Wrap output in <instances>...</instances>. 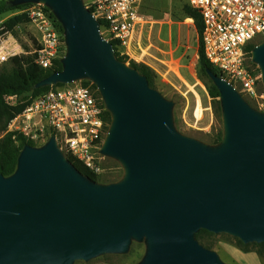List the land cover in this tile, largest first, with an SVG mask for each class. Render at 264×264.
<instances>
[{
	"label": "water",
	"instance_id": "95a60500",
	"mask_svg": "<svg viewBox=\"0 0 264 264\" xmlns=\"http://www.w3.org/2000/svg\"><path fill=\"white\" fill-rule=\"evenodd\" d=\"M14 2L42 4L61 24V70L34 87L91 81L110 115L100 154L117 160L123 177L91 180L54 137L24 147L14 173L0 174V264H73L125 253L132 240L146 244L137 264H225L198 242L201 229L264 243V112L207 69L219 91L221 140L183 135L173 103L116 57L82 0ZM250 58L264 88V40Z\"/></svg>",
	"mask_w": 264,
	"mask_h": 264
},
{
	"label": "built area",
	"instance_id": "2783aa9c",
	"mask_svg": "<svg viewBox=\"0 0 264 264\" xmlns=\"http://www.w3.org/2000/svg\"><path fill=\"white\" fill-rule=\"evenodd\" d=\"M187 3L202 18L205 58L238 92L248 98L263 99L260 75L248 66L246 48L255 37L264 39V0H187ZM140 6L141 0H87L86 8L92 9L93 16L102 21V28L117 40L122 56L143 64L142 57L137 58L133 51L140 49V36L148 23L140 14ZM25 13L37 32L32 49L34 62L49 69L65 54L63 31H59L51 11L42 4L30 5ZM7 43L0 38V65L14 53ZM96 92L90 85L50 88L13 118L6 131L15 129L32 141L48 131L60 148L63 146L87 169L99 174L100 147L107 130L102 119L105 108ZM14 97L7 96L5 100L12 104Z\"/></svg>",
	"mask_w": 264,
	"mask_h": 264
},
{
	"label": "rangeland",
	"instance_id": "374dc122",
	"mask_svg": "<svg viewBox=\"0 0 264 264\" xmlns=\"http://www.w3.org/2000/svg\"><path fill=\"white\" fill-rule=\"evenodd\" d=\"M82 1L86 6L87 0ZM33 4H21L23 6L0 15V38L7 40V48L12 49L14 52L10 58L33 55L32 49L37 32L30 21L17 25L12 32H1L2 24L14 15L25 13L27 8ZM186 4V0H171L170 4L169 0H141L140 14L150 24L141 38V50L137 48V52L140 53L137 58L142 57L152 66L149 69L154 75L153 88L165 99L173 103L172 115L176 130L183 135L210 144L209 140L217 130L222 133L221 111L220 113L216 111V102L208 93V81L199 71V40L194 28L193 18L183 13V7ZM99 31L101 36L107 41L114 40L110 33L105 31L101 25ZM8 35L12 38H9ZM263 40L258 36L255 37L252 43L255 46ZM117 50L119 52L121 50L118 45ZM10 58L2 63L0 67H8ZM247 59L249 67L253 70L258 69L252 63L250 57H247ZM129 61L127 58L125 64L129 65ZM258 73L260 75V72ZM85 80H77L68 84V86L83 85ZM89 82L91 83V81ZM63 86L65 85L63 84ZM54 87L55 85L51 86V88ZM259 90L263 91L264 97L263 86ZM240 94L254 110L260 113L264 112V98L254 99L248 98L242 93ZM31 99L33 97L30 94L25 96V100ZM17 100L19 99L15 96L11 101L12 104H15ZM102 119L104 128L107 130L109 124H106L103 114ZM8 132L16 131L14 129V131ZM6 133V130L0 132V138ZM50 137V133L45 131L43 136L35 141L26 139L32 146H40ZM61 150L64 153L66 152L63 146ZM99 165L102 170L98 174L99 180L97 183L109 184L123 177V168L117 160L101 156ZM198 242L204 247L209 246L210 250L215 251L225 264H237L226 255L221 245V243L236 245L233 237L224 233L211 236L204 235L199 238ZM145 250L146 244L144 240H132L129 249L125 253H104L87 261L76 260L73 264H137L144 256Z\"/></svg>",
	"mask_w": 264,
	"mask_h": 264
},
{
	"label": "trees",
	"instance_id": "16d2710c",
	"mask_svg": "<svg viewBox=\"0 0 264 264\" xmlns=\"http://www.w3.org/2000/svg\"><path fill=\"white\" fill-rule=\"evenodd\" d=\"M15 0H0V15L12 10L14 8H19L23 5L15 4ZM92 11L91 8H89ZM183 13L193 18L194 28L198 35L199 47H198V65L200 73L206 77L208 81V93L209 96L216 102V111L220 113V99L219 91L212 81L207 76L206 70L209 69L214 74L219 75V71L205 58L203 52V46L201 41V34L203 31V22L199 12L189 5L183 7ZM53 18L56 27L59 31H63L61 24L56 20L52 12L50 13ZM26 13H20L8 18L2 24L1 32H12L14 28L22 23L29 22ZM99 24L102 26V21L99 20ZM110 43L113 46L116 57L123 62H126L127 57L120 55V52L117 50L118 42L117 40H110ZM254 47L253 43L247 45V56L250 57L252 48ZM9 66L0 67V132L5 131L9 122L19 115L27 105L38 95L48 91L51 86L35 88L34 85L41 79L45 78L54 71L61 70L60 59H57L53 62V66L49 69H43L34 62V55L29 56H15L10 58ZM252 64V63H251ZM129 66L135 68L147 79V82L150 87L154 86V75L153 72L149 69L148 66L134 62L133 60L129 61ZM252 66L255 67L254 64ZM257 73L258 69L255 70ZM220 76V75H219ZM84 86L90 85L91 88L96 90V87L91 84L88 80L83 82ZM63 86V84H57L55 87ZM30 94L33 99L25 100V96ZM98 95V93L96 92ZM7 96H17L19 100L15 104H9L6 102L5 98ZM104 108V105H103ZM103 118L106 121V124L110 123V115L104 109ZM222 133L220 130H217L214 136L209 140L210 144H216L221 140ZM32 145L22 134L18 132H7L2 138H0V174L7 177L14 173L18 156L21 150L28 146ZM43 145V144H42ZM41 146V145H40ZM66 158L85 176L89 177L91 180L98 182V174L87 169L79 160H77L72 154L65 152ZM213 235L206 230H199L195 237L197 240L201 236ZM236 246L243 252H255L263 261H264V243H248L243 244L237 238H234ZM210 249L209 246H205Z\"/></svg>",
	"mask_w": 264,
	"mask_h": 264
},
{
	"label": "crops",
	"instance_id": "0c3cea01",
	"mask_svg": "<svg viewBox=\"0 0 264 264\" xmlns=\"http://www.w3.org/2000/svg\"><path fill=\"white\" fill-rule=\"evenodd\" d=\"M170 2H171V0H169V4H170ZM186 2H187V0H186ZM187 5H188V3H187ZM149 24H150V22H148L147 25L144 26L140 38H142L144 36V32L148 28ZM140 43H141V40H140ZM133 51L135 52V54L137 56H140L139 53L137 52V48H134ZM142 62L146 66L152 67L143 58H142ZM221 245H222V249L226 253V255H228L229 258L232 261H235L237 264H264L263 261L261 260V258L255 252H252V251L243 252L236 245L231 244V243H221Z\"/></svg>",
	"mask_w": 264,
	"mask_h": 264
}]
</instances>
